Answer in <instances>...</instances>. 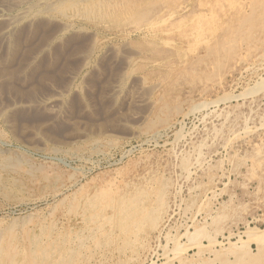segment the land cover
Returning <instances> with one entry per match:
<instances>
[{
    "label": "rangeland",
    "instance_id": "rangeland-1",
    "mask_svg": "<svg viewBox=\"0 0 264 264\" xmlns=\"http://www.w3.org/2000/svg\"><path fill=\"white\" fill-rule=\"evenodd\" d=\"M0 165V262L264 264V0H0Z\"/></svg>",
    "mask_w": 264,
    "mask_h": 264
},
{
    "label": "bare ground",
    "instance_id": "bare-ground-1",
    "mask_svg": "<svg viewBox=\"0 0 264 264\" xmlns=\"http://www.w3.org/2000/svg\"><path fill=\"white\" fill-rule=\"evenodd\" d=\"M235 1V0H234ZM200 3V2H199ZM58 11V10H57ZM160 23V22H159ZM126 37V36H125ZM201 52V51H200ZM263 68V67H262ZM250 86V85H249ZM253 87V86H252ZM230 92V91H229ZM238 94V93H237ZM227 98V97H226ZM185 99V98H184ZM224 100H227V99H224ZM209 102V101H208ZM187 108V107H186ZM194 109V108H193ZM222 109V108H221ZM195 110V109H194ZM198 110V109H197ZM211 110V109H210ZM186 111V110H185ZM167 117V116H166ZM175 118V117H174ZM164 122V121H163ZM258 127V126H257ZM256 127V128H257ZM231 129V128H230ZM247 129V128H246ZM250 130V129H249ZM251 131V130H250ZM178 137V136H177ZM195 147V146H194ZM94 150V149H93ZM7 158V157H6ZM8 159H9V157H8ZM11 159V158H10ZM14 159V158H13ZM12 159V160H13ZM4 160V159H3ZM21 160V159H20ZM9 161V160H8ZM7 161V162H8ZM3 163V162H2ZM26 163V162H25ZM6 164V163H5ZM32 164V163H31ZM7 165V164H6ZM9 165V164H8ZM27 165V164H26ZM1 166V165H0ZM14 166V165H13ZM22 166V165H21ZM131 166V165H130ZM31 167V166H30ZM32 167H34V166H32ZM16 168V167H15ZM14 168V169H15ZM5 169V168H4ZM18 169V168H17ZM36 169V168H35ZM7 170V169H6ZM16 170V169H15ZM22 170V169H21ZM82 170V169H81ZM19 171V170H18ZM40 171V170H39ZM21 172V171H20ZM1 173V172H0ZM50 173V172H49ZM14 174V173H13ZM58 174V173H57ZM25 176V175H24ZM23 176V177H24ZM9 177V176H8ZM31 177V176H30ZM29 177V178H30ZM36 177V176H35ZM34 177V178H35ZM33 179V178H32ZM46 180V179H45ZM1 181V180H0ZM12 181V180H11ZM38 181V180H37ZM5 182V181H4ZM131 182V181H130ZM11 183H13V182H11ZM20 183V182H19ZM54 183V182H53ZM134 183V182H133ZM3 184V183H2ZM138 184V183H137ZM4 185V184H3ZM21 185V184H20ZM24 185V184H23ZM128 185V184H127ZM2 187V186H1ZM9 188V187H8ZM120 190V189H119ZM138 190H140V189H138ZM143 190V189H142ZM165 190V189H164ZM118 191V190H117ZM122 191H124V190H122ZM137 191V190H136ZM128 191H126V193H127ZM147 192V191H146ZM1 193V192H0ZM56 193V192H55ZM111 193V192H110ZM113 193V192H112ZM116 193V192H115ZM137 193H139L138 191H137ZM4 194V193H3ZM141 194V193H140ZM142 194H144V193H142ZM104 195H106V194H104ZM107 195H108V193H107ZM112 195V194H111ZM122 195H124V194H122ZM132 195H133V193H132ZM136 195V194H135ZM121 196V195H120ZM159 196V195H158ZM157 196V197H158ZM132 197V196H131ZM134 197V196H133ZM147 197V196H146ZM156 197V198H157ZM106 198H108L109 199V196H106ZM145 198V197H144ZM156 198H155V200H156ZM160 198V197H159ZM76 199V198H75ZM107 199V200H108ZM114 199V198H113ZM161 199V198H160ZM103 200V199H102ZM106 200V201H107ZM109 200H111V199H109ZM146 200V199H145ZM162 200V199H161ZM87 201H91V202H93L92 201V199L91 198H89ZM118 203L116 204L115 203V205H111V204H109V205H106V209H109V210H111L112 212H113V210H114V212H113V215H109L106 219L109 221V223H112V221L113 222H116L117 224H118V226L119 227H121V228H125V229H130L131 230V227H133V228H136L137 227V225H139V224H141L142 222H143V220H145L146 219V217L149 215V213H151L149 210H147V207L148 206H143L144 204H143V200H142V196H141V199H139V198H137V197H135V198H133V199H128V198H125V197H123V198H120V199H118ZM147 201H148V199H147ZM151 201V200H150ZM108 202V201H107ZM113 203H114V201H113ZM147 203V202H146ZM151 203V202H150ZM157 203V202H156ZM73 204V203H72ZM71 204V206H73ZM96 205V204H95ZM151 205V204H150ZM162 205V204H161ZM88 206V205H87ZM152 206V205H151ZM70 208V207H69ZM155 208H156V206H155ZM162 208V207H161ZM149 209V208H148ZM105 210V209H104ZM62 211V210H61ZM66 211V210H65ZM157 213H158V210L156 211ZM155 213V212H154ZM159 215H160V213H159ZM97 215H96V213L95 212H91V213H87V211L85 210V211H83L82 213H81V222H77V221H72L71 222V225H76V226H80V225H82V224H84L83 226H80V227H86L87 226V224H85L86 223V221H85V219H90V220H92V219H94L95 217H96ZM158 216V215H157ZM161 216V215H160ZM30 218V217H29ZM154 218H156V216H154ZM159 218V217H158ZM159 221V220H158ZM12 222V221H11ZM48 223V222H47ZM79 223H82V224H79ZM89 223V222H88ZM115 223V224H116ZM59 224V223H58ZM96 224V223H95ZM97 224H99V222L97 223ZM114 224V223H113ZM152 224V223H151ZM156 224V223H155ZM41 225V224H40ZM108 225V224H107ZM134 225H136V226H134ZM10 226V225H9ZM9 226H8V228H9ZM48 226V225H47ZM152 226V225H151ZM254 227V226H253ZM53 229V228H52ZM252 229L253 228H251V230H248V231H246L245 232V234H246V236L247 237H250V238H252L253 240H254V242L256 243V245L260 248L261 247V244L263 243V241H264V229L263 230H260V229H255V230H257V231H252ZM21 230V229H20ZM40 230V229H39ZM55 230V229H54ZM87 230H89L88 231V233H86V232H83L84 231V229H79V231H75V232H73V235L70 237V238H68L67 239V242L71 245L73 242H75L76 244H78L80 247L81 246H84V239H82V237H81V235L83 236V234H84V236H83V238H85V237H87V238H93L94 236H96V234L97 233H105V235L107 234V231L103 228V226H98V227H96V228H91L90 229V227H89V229H87ZM140 230V229H139ZM138 230V231H139ZM142 230V229H141ZM82 231V232H81ZM110 231V230H109ZM56 232V231H55ZM122 232V231H121ZM124 232H126V230L124 231ZM131 232V231H130ZM142 232V231H141ZM39 233V232H38ZM43 233H46V232H43ZM109 233V232H108ZM119 233V232H118ZM54 234V233H53ZM21 235V234H20ZM41 235V234H40ZM51 235V234H50ZM116 235V234H115ZM123 235V234H122ZM134 235V234H133ZM138 235V234H137ZM229 235H231V233L229 232ZM8 236V235H7ZM57 236V235H56ZM113 236V235H112ZM32 238H34V236L32 235L31 236ZM46 237H48L47 236V234H46ZM58 237V236H57ZM62 237V236H61ZM120 237V236H119ZM131 237V236H130ZM31 238V239H32ZM42 239V238H41ZM47 239V238H46ZM105 240H106V238H104ZM107 239H108V237H107ZM45 240V239H44ZM100 240V239H99ZM128 240V239H127ZM137 240V239H136ZM139 240V239H138ZM108 241V240H107ZM110 241V240H109ZM143 241V240H142ZM33 242V241H32ZM78 242V243H77ZM100 242H101V240H100ZM218 242V241H217ZM45 243V242H44ZM47 244V243H46ZM63 244V243H62ZM88 244V243H87ZM90 244V243H89ZM140 244V243H139ZM72 245H74V244H72ZM15 246V245H14ZM58 246V245H57ZM86 246V245H85ZM74 247V246H73ZM28 248V247H27ZM29 248H30V244H29ZM67 248V247H66ZM65 248V252L64 253H68L69 254V258H68V261L69 260H71L76 254H74L75 252H74V250L76 251V253H77V250L76 249H72V248H67L66 249ZM82 248V247H81ZM22 249V248H21ZM91 249V248H90ZM103 249V248H102ZM101 250V249H100ZM17 251H18V249H17ZM33 251V250H32ZM24 252V251H23ZM34 253V255H35V253H38V252H36V251H33ZM97 252V251H96ZM105 252V251H104ZM17 253V252H16ZM28 253V252H27ZM87 253V252H86ZM14 254V253H13ZM25 254V253H24ZM29 254H30V252H29ZM50 254H52V253H50ZM58 254V253H57ZM31 255H32V253H31ZM33 255V256H34ZM89 255V254H88ZM24 256V255H23ZM31 257V256H30ZM35 257V256H34ZM41 257V256H40ZM8 258V257H7ZM36 258V257H35ZM39 258V257H38ZM37 258V259H38ZM64 258H66V257H64ZM74 258H76V257H74ZM10 259H12V258H10ZM34 259V258H33ZM60 259V258H59ZM87 259H88V257H87ZM208 259V258H207ZM7 260V259H6ZM9 260V259H8ZM39 260V259H38ZM61 260H63V259H61ZM59 261L57 264H63L64 262L63 261ZM21 261V260H20ZM31 261V260H30ZM67 261V262H68ZM40 262V261H39ZM74 262H75V260H74ZM7 264H14L13 263V261H11V262H6ZM5 262L3 263V262H0V264H6ZM23 263V262H22ZM33 264V263H32ZM64 264H68V263H64ZM79 264V263H78Z\"/></svg>",
    "mask_w": 264,
    "mask_h": 264
}]
</instances>
